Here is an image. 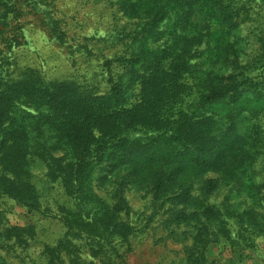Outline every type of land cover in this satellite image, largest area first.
Here are the masks:
<instances>
[{"label": "trees", "instance_id": "trees-1", "mask_svg": "<svg viewBox=\"0 0 264 264\" xmlns=\"http://www.w3.org/2000/svg\"><path fill=\"white\" fill-rule=\"evenodd\" d=\"M47 1L0 0L9 49L21 45L22 19L45 12ZM262 5L123 4L134 28L119 31L124 51L106 60L105 93L75 80H46L34 68L9 73L0 66V200L65 229L30 261L20 251L37 240V228L6 226L0 210V264L16 252L24 264H128L144 233L130 220L132 191L148 203L149 218L162 215V228L169 222L160 242L181 247L172 264H209L207 248L225 241L254 248L264 230V180L251 183L249 194H233L264 154V111H238L244 100L264 102ZM258 17L263 21L252 33L259 47L250 54L240 32ZM50 27L60 34V21ZM125 65L130 73L117 74ZM227 97L222 116L208 113ZM241 119L257 122L245 131ZM37 168L44 172L40 186ZM222 189L228 194L219 200Z\"/></svg>", "mask_w": 264, "mask_h": 264}, {"label": "rangeland", "instance_id": "rangeland-1", "mask_svg": "<svg viewBox=\"0 0 264 264\" xmlns=\"http://www.w3.org/2000/svg\"><path fill=\"white\" fill-rule=\"evenodd\" d=\"M47 3L49 6H46L45 12L39 15L30 14L22 19L21 45L9 49L0 28L1 70L18 73L19 70L34 68L46 80H75L105 93L108 90L106 60L124 51L123 46L118 44L119 31L122 28H134L133 14L124 12L122 6L133 4L134 0H48ZM57 21H60L62 27L60 34L50 27ZM261 21L263 18L258 17L253 21L248 20L242 26L240 35L247 41V52L250 54L259 47L252 32L256 33ZM115 70L117 74L124 76L130 73L131 67L118 66ZM260 92V95H264V85ZM247 95L252 96V92H247ZM228 102V97L219 99L208 108V113L222 116L228 110ZM244 102V105L238 106V111L243 110L245 114L264 111V107L261 108L264 102H260L259 105L247 100ZM242 119L243 123L240 125L245 131H250L251 125L257 122ZM262 124L264 129V120ZM173 150L167 148L165 151L172 153ZM216 154L217 152H214L206 157L211 159ZM33 172L40 186L39 180L43 178L44 172L40 168ZM261 180H264V154L254 167L244 174L243 182L237 186L238 190L236 189L233 194L234 198L241 193L249 194L251 183ZM223 191V189L220 191L217 199L222 200L228 194ZM252 195L250 198L255 199ZM127 197L132 205L130 220L144 230V233L138 235L135 240L134 252L128 256L127 263L172 264L176 254H180L181 247L172 242H160L165 234L163 228L168 227L169 222L165 221L162 228L160 222L164 218L162 215L149 218L151 211L148 203L136 192H129ZM0 204V210L4 212L1 218L6 226L37 228L39 232L37 240L32 242V246L26 252L20 251L21 256L28 257L30 261L39 259L43 243L54 244L63 238L65 229L58 220L45 219L39 213L32 212L13 200H0ZM17 254L18 252L7 257L8 264H24ZM205 256L209 264H264V230L257 238L254 248L237 249L225 241L221 244H211Z\"/></svg>", "mask_w": 264, "mask_h": 264}]
</instances>
